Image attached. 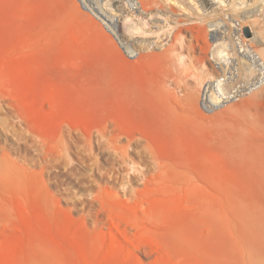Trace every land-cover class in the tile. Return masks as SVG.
<instances>
[{
	"label": "rangeland",
	"instance_id": "rangeland-1",
	"mask_svg": "<svg viewBox=\"0 0 264 264\" xmlns=\"http://www.w3.org/2000/svg\"><path fill=\"white\" fill-rule=\"evenodd\" d=\"M122 4L0 0V119L25 133L19 141L0 122L9 164L0 166V264L37 255L50 264H159L169 252L184 264L174 234L199 194L263 190L264 95L223 113L166 92L163 31ZM175 54L197 67L201 50L187 34ZM160 207H170L165 224L151 215ZM111 221L126 247L108 239Z\"/></svg>",
	"mask_w": 264,
	"mask_h": 264
},
{
	"label": "bare ground",
	"instance_id": "bare-ground-1",
	"mask_svg": "<svg viewBox=\"0 0 264 264\" xmlns=\"http://www.w3.org/2000/svg\"><path fill=\"white\" fill-rule=\"evenodd\" d=\"M121 1L132 18L141 17L163 31L170 63L166 92L194 105L199 100L205 109L223 113L240 112L243 105L264 95V0ZM107 18L119 22L117 18ZM187 34L201 50L197 67H182L181 56L175 54L183 47ZM159 42L153 43L156 49L163 45ZM194 77L210 79L194 87ZM0 122L17 140H24V130L9 127L2 119ZM129 165L133 168V163ZM0 166L2 172L9 166L6 156L0 158ZM198 198L195 211L181 224V232L174 234L185 247L184 264H192L194 257L204 258V264H264V187L255 194L250 187L235 186L228 199L217 185L214 191L201 197L199 194ZM169 209L160 207L151 215L165 224ZM105 227L110 241L127 246L122 240L124 233H119L113 221ZM168 257L169 261L159 264H172L170 252ZM29 264H50V259L37 255Z\"/></svg>",
	"mask_w": 264,
	"mask_h": 264
}]
</instances>
